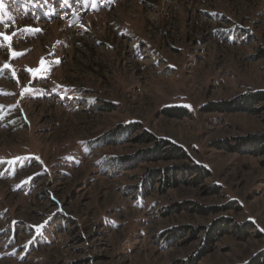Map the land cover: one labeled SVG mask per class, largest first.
I'll use <instances>...</instances> for the list:
<instances>
[{
    "label": "rangeland",
    "instance_id": "obj_1",
    "mask_svg": "<svg viewBox=\"0 0 264 264\" xmlns=\"http://www.w3.org/2000/svg\"><path fill=\"white\" fill-rule=\"evenodd\" d=\"M0 34V264H264V0H4Z\"/></svg>",
    "mask_w": 264,
    "mask_h": 264
},
{
    "label": "trees",
    "instance_id": "obj_2",
    "mask_svg": "<svg viewBox=\"0 0 264 264\" xmlns=\"http://www.w3.org/2000/svg\"><path fill=\"white\" fill-rule=\"evenodd\" d=\"M264 98V92H257V93H253V94H249L247 95V97L243 100V102L247 103V104H251L253 102H255L256 100H260V99H263ZM228 103H222L220 104V106H214L215 108H218V109H224V107L227 105ZM214 108V109H215ZM175 111V112H174ZM181 111L180 109H174V110H171L170 113H179L178 115H181ZM125 131H131L130 128L129 129H126ZM153 135L147 131H144L137 139H140L142 141H145V142H150L153 140ZM161 143L159 144V148H157V151H162L163 149V144H170V142H166V141H160ZM169 153L170 155H172V153H179L181 151V149L176 146V145H173L171 144L170 147H169ZM200 170H203V168H199ZM211 239V238H209ZM211 241V240H210Z\"/></svg>",
    "mask_w": 264,
    "mask_h": 264
},
{
    "label": "snow or ice",
    "instance_id": "obj_3",
    "mask_svg": "<svg viewBox=\"0 0 264 264\" xmlns=\"http://www.w3.org/2000/svg\"><path fill=\"white\" fill-rule=\"evenodd\" d=\"M4 7V0H0V8H3ZM24 31H32V29H29V28H26V29H24ZM38 31V30H37ZM3 34H0V36H2ZM4 39L5 40H9L10 38L9 37H4ZM23 53H19V54H17V53H12V55H22ZM57 63L59 62V61H56ZM41 65H42V68L41 69H37V70H31V71H41L42 69H43V66H44V61L42 60L41 61ZM7 67V66H6ZM39 227H42V225L41 226H39Z\"/></svg>",
    "mask_w": 264,
    "mask_h": 264
}]
</instances>
